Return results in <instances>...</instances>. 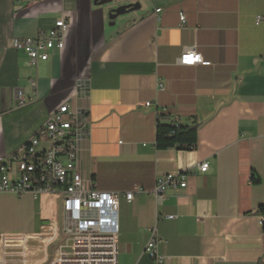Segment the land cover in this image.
<instances>
[{
  "label": "crops",
  "instance_id": "0c3cea01",
  "mask_svg": "<svg viewBox=\"0 0 264 264\" xmlns=\"http://www.w3.org/2000/svg\"><path fill=\"white\" fill-rule=\"evenodd\" d=\"M62 18L64 48L29 66L15 41ZM189 50L210 65H180ZM64 103L89 111L84 176L100 191L145 190L120 199L118 264H157L145 253L153 228L162 264L264 258V0H0V158ZM175 121L199 126L193 150L157 147L158 123ZM184 171L187 187L159 203L157 178ZM60 209L52 197L0 193V236L43 233Z\"/></svg>",
  "mask_w": 264,
  "mask_h": 264
},
{
  "label": "built area",
  "instance_id": "2783aa9c",
  "mask_svg": "<svg viewBox=\"0 0 264 264\" xmlns=\"http://www.w3.org/2000/svg\"><path fill=\"white\" fill-rule=\"evenodd\" d=\"M180 22L185 25L184 15ZM69 24L59 19L51 30L17 40L14 47L25 53L29 66H37L48 61L54 49L64 48ZM179 64L210 65L195 50L183 53ZM31 84L35 87V82ZM158 89H162L159 81ZM15 97L24 104L19 93ZM89 130V111H74L64 103L26 145L0 158V193H32L61 202L60 212L52 215L49 229L43 233L0 236V264H118L120 199L125 197L132 203L145 190L135 186L124 194L100 191L91 178L84 176L81 154ZM208 169L207 162L199 166L202 173ZM187 174L184 171L158 177L151 194L161 203L169 187H187ZM163 242L156 229H150L145 253L157 264L165 261L159 254Z\"/></svg>",
  "mask_w": 264,
  "mask_h": 264
},
{
  "label": "trees",
  "instance_id": "16d2710c",
  "mask_svg": "<svg viewBox=\"0 0 264 264\" xmlns=\"http://www.w3.org/2000/svg\"><path fill=\"white\" fill-rule=\"evenodd\" d=\"M199 126H182L179 122L165 125L158 123L156 143L158 148H179L193 150L196 147L197 131ZM253 183L259 184L260 180L253 177ZM263 221V243H264V203L255 212ZM264 264V258L259 262Z\"/></svg>",
  "mask_w": 264,
  "mask_h": 264
},
{
  "label": "rangeland",
  "instance_id": "374dc122",
  "mask_svg": "<svg viewBox=\"0 0 264 264\" xmlns=\"http://www.w3.org/2000/svg\"><path fill=\"white\" fill-rule=\"evenodd\" d=\"M56 245H57V243H56ZM51 251V250H50Z\"/></svg>",
  "mask_w": 264,
  "mask_h": 264
}]
</instances>
